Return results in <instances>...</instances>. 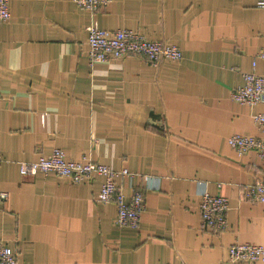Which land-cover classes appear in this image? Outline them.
<instances>
[{
    "label": "crops",
    "instance_id": "1",
    "mask_svg": "<svg viewBox=\"0 0 264 264\" xmlns=\"http://www.w3.org/2000/svg\"><path fill=\"white\" fill-rule=\"evenodd\" d=\"M9 10L0 23V240L17 264H264L227 256L234 243L264 247L262 206L246 196L264 160L227 143L259 134L253 115L264 104L231 99L242 72L264 73L256 0H110L96 13L73 0H11ZM93 19L182 57L91 65ZM54 148L132 173L116 184L126 197L142 191L138 227L117 225L115 203L97 201L102 177L20 175L19 162ZM203 191L228 200L223 231L202 228Z\"/></svg>",
    "mask_w": 264,
    "mask_h": 264
},
{
    "label": "built area",
    "instance_id": "2",
    "mask_svg": "<svg viewBox=\"0 0 264 264\" xmlns=\"http://www.w3.org/2000/svg\"><path fill=\"white\" fill-rule=\"evenodd\" d=\"M11 0H0V23L10 19L9 4ZM81 9L96 13L105 7L110 0H73ZM256 6L264 8V0H256ZM88 60L92 65L119 59L127 55L141 56L152 66H157L163 60H179L181 51L175 45L162 41H151L141 33L131 29L108 30L98 27L96 20H92L86 27ZM256 58L264 61V48L256 54ZM253 62V66H254ZM243 83L231 90V99L238 104H264V73L254 71L242 72ZM259 134L248 136L233 134L227 138L228 145L238 154L243 155L254 151L264 160V108L253 115ZM3 158L0 156V163ZM21 176H34L37 173L47 175L53 173L72 183L102 177L103 182L98 193L97 201L113 202L117 208L115 222L121 227L137 228L141 213L144 210L142 191L134 190L126 197L116 179L131 176L126 168L114 170L83 157L79 161L68 160L60 148H54L47 156H40L35 161H21L18 163ZM247 198L262 206L264 215V177L258 179L247 189ZM7 193L0 192V201L6 199ZM228 200L220 194L200 193V219L202 228L212 231H223L227 226L226 213ZM227 256L231 262L264 263V247L245 243H234L227 249ZM0 264H17L14 251L0 240Z\"/></svg>",
    "mask_w": 264,
    "mask_h": 264
}]
</instances>
